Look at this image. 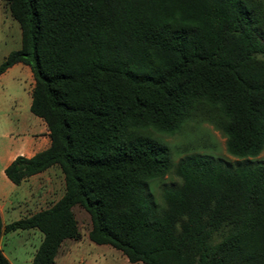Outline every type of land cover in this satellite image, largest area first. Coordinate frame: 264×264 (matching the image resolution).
Instances as JSON below:
<instances>
[{"label":"trees","instance_id":"1","mask_svg":"<svg viewBox=\"0 0 264 264\" xmlns=\"http://www.w3.org/2000/svg\"><path fill=\"white\" fill-rule=\"evenodd\" d=\"M20 49L0 63L28 67L29 110L49 146L3 170L15 186L57 167L62 196L4 234L35 230L31 264H53L88 239L131 264H264V163L233 168L191 154L173 164L147 129L173 135L190 119L211 123L226 151L264 148V0H1ZM180 185L157 208L149 182L169 170ZM0 264H10L0 249Z\"/></svg>","mask_w":264,"mask_h":264},{"label":"rangeland","instance_id":"2","mask_svg":"<svg viewBox=\"0 0 264 264\" xmlns=\"http://www.w3.org/2000/svg\"><path fill=\"white\" fill-rule=\"evenodd\" d=\"M18 49L19 25L11 18L7 5L0 0V63L10 52ZM15 65L0 76V204L6 207L2 211L3 224L46 209L64 192L63 176L57 167L27 179L20 187L9 182L3 173L4 164L13 154L26 153L25 150L29 148L43 149L34 141V137L42 132L40 124L43 125V122L29 110L32 76L28 67ZM145 132L168 147L173 164L191 154L209 156L231 168L242 162L249 165L264 163V148L256 158L238 159L229 155L226 137L207 121L186 120L173 135L153 129ZM178 185L180 181L172 169L162 178L149 182V194L157 208L162 205L164 189ZM72 211L77 221L79 238L65 240L53 264H131L119 251L90 242L88 215L79 207H74ZM41 239V234L35 230L15 231L1 237L0 249L10 264H31Z\"/></svg>","mask_w":264,"mask_h":264},{"label":"crops","instance_id":"3","mask_svg":"<svg viewBox=\"0 0 264 264\" xmlns=\"http://www.w3.org/2000/svg\"><path fill=\"white\" fill-rule=\"evenodd\" d=\"M14 66H16V65H14ZM14 66H12V67H14ZM11 67V68H12ZM10 69V68H9ZM4 74V73H3ZM41 121V120H40ZM42 122V121H41ZM41 126H42V132L40 133V134H37L35 137H34V141H37V143H38V147H42L43 149H38V150H36V149H31V148H29V149H26L25 151H26V153H23V152H19V153H15V154H13L10 158H9V160L4 164V166H3V170L5 169V167L16 157V156H18V155H21V156H25V157H31V156H33L35 153H37V152H39V151H42V150H44V149H46L48 146H49V138H48V132H47V130H46V128H45V126H43L44 125V123H43V125L42 124H40ZM44 127V128H43ZM41 174V173H40ZM37 175H39V174H37ZM36 176V175H35ZM35 176H32V177H35ZM32 177H30V178H32ZM29 179V178H28ZM25 182H23V183H21V185L22 184H24ZM21 185H19V187L21 186ZM6 207L4 206V205H2V204H0V215H1V219H2V211L5 209ZM3 220V219H2ZM3 222V221H2Z\"/></svg>","mask_w":264,"mask_h":264}]
</instances>
